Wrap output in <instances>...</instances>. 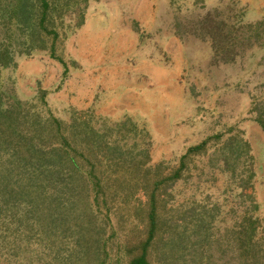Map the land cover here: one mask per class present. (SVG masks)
<instances>
[{
    "label": "rangeland",
    "instance_id": "1",
    "mask_svg": "<svg viewBox=\"0 0 264 264\" xmlns=\"http://www.w3.org/2000/svg\"><path fill=\"white\" fill-rule=\"evenodd\" d=\"M17 8V0H0V48L20 38L11 18ZM66 22L74 26V19ZM0 77L5 101L14 95L46 116L68 122L80 113L100 130L131 120L130 143L148 149L150 165H161L166 177L194 149L168 187L172 196L162 193L160 210L182 229L187 213L189 253L202 248L192 221L202 216L200 207L219 205L210 235L228 251L224 257L214 246L213 259L237 264L227 244L239 236L242 212L251 210L249 195L264 237V130L254 113L264 101V0H88L84 24L56 57L18 56ZM0 125L12 128L4 119ZM5 136L12 140L11 131ZM239 143L237 172L240 180L253 175L250 185L225 170L224 156ZM6 144L0 140V264H100L97 249L107 254L104 264H130L146 238L149 198L142 187L134 195L120 191L112 173L94 186L86 168L80 171L86 177L75 174L73 183L53 187L41 178L28 185V176L12 170ZM150 178H157L155 170ZM37 184L49 185L50 199ZM101 187L106 203L96 191ZM189 207L196 212H186Z\"/></svg>",
    "mask_w": 264,
    "mask_h": 264
},
{
    "label": "trees",
    "instance_id": "2",
    "mask_svg": "<svg viewBox=\"0 0 264 264\" xmlns=\"http://www.w3.org/2000/svg\"><path fill=\"white\" fill-rule=\"evenodd\" d=\"M17 6L11 18L12 22L16 21L14 25L16 26V23L18 25L20 38H12L11 46L0 48V69L15 65L18 56H32L40 51L56 57V49L60 44L68 39L72 31L84 24L88 0H17ZM68 18L74 19V26L67 24ZM5 95L0 84V121L2 119L11 121L12 125V128L7 129L0 125V140L5 141L9 149L12 148V170L19 169L20 174L28 176L30 179L28 185L38 183L41 178H48L53 182V187L57 182L73 183L72 178L75 174L86 177L80 172L86 168L87 172L90 171L89 180L94 182V186L100 187L105 181L103 179L105 175L112 173L117 176L109 178L113 179L111 184L118 183L120 191L131 195H134L139 187L146 191L149 198L147 225L145 224L146 238L133 254L130 264H152L149 259L151 255L157 264H179L177 258L185 259L188 254L191 258L184 264H217L218 260L213 259L214 246L215 249L220 247L222 249H219L220 255L226 256L227 246L220 243L219 239H213L209 229L213 227L221 211L219 205H213L212 209L207 206L200 207L202 216L192 220L194 226L197 225L195 228L199 236L197 244L202 248L200 250L194 246L190 253L191 242L184 216L187 213L181 216L185 223L183 229L179 223L169 222L167 216L160 214L163 207L162 193L169 194L168 187L180 179L187 168V159L194 149L182 158L179 168L166 177L161 172V165L156 167L150 165L148 149L139 142L130 143L132 140L130 133L133 130L128 129V126H136L131 120L117 124L116 128L106 127L100 130L87 118L82 120L80 113L67 122L52 115H44L35 104L23 103L14 95L10 101H5ZM254 113L256 121L264 130V101L256 105ZM119 126L120 131L115 135ZM8 131L12 132V140L5 136ZM126 131L128 132L125 133ZM242 151L243 145L240 143L228 151L223 158L225 170L231 173L232 180H239L236 183L250 185L253 175H244L240 180L242 175L237 172L243 158ZM153 170L157 173L156 179L150 178ZM37 185L39 194L50 199L49 192L44 189L49 185L44 187ZM60 191H63V188ZM96 191L106 193L102 187ZM104 197L106 203L108 194H104ZM247 197L252 204L251 210L242 212L239 236L232 244L227 245L233 251V256L237 257V264H264V237H260L258 232L260 219L254 216V213H257V204L253 195ZM186 210L188 213L196 212H192V207ZM178 229L182 231L178 232ZM170 232V241L164 243L162 239ZM202 233L205 235L203 238L200 237ZM97 250L100 264H104L105 258L102 256L107 254L100 249ZM207 253L208 261L205 262Z\"/></svg>",
    "mask_w": 264,
    "mask_h": 264
}]
</instances>
